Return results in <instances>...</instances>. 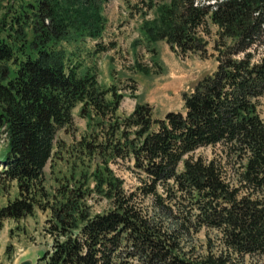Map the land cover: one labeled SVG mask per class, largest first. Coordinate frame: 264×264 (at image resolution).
<instances>
[{"label": "trees", "instance_id": "1", "mask_svg": "<svg viewBox=\"0 0 264 264\" xmlns=\"http://www.w3.org/2000/svg\"><path fill=\"white\" fill-rule=\"evenodd\" d=\"M106 1L21 0L0 15V129L7 139L0 179L17 187L16 197L0 207V220L20 219L36 206H48L51 243L42 257L45 264H124L129 258L143 264H227L218 256L180 257L173 235L123 195L110 171L106 194L113 206L105 211L91 213L81 189L60 184L55 193L47 191L44 166L56 153L58 131L72 126V109L81 104L82 115L112 119L99 152L132 160L131 169L147 183L145 194L162 200L157 187L172 185L193 197L196 220L220 229L226 246L264 256V120L256 109L257 98L264 95V54L254 59L252 53L264 46V0L155 3L147 35L166 39L172 49L203 55L206 42L200 31L208 30L207 21L218 27L215 70L183 93L184 112L170 111L161 119L153 117L145 101H137L128 115L116 116L120 95L103 88L95 72L81 69L74 53L63 47L101 36ZM79 143L89 152L98 150L95 144ZM217 143L245 157L239 181L263 199L237 197L215 160L193 153ZM102 185L98 179L96 188Z\"/></svg>", "mask_w": 264, "mask_h": 264}, {"label": "rangeland", "instance_id": "2", "mask_svg": "<svg viewBox=\"0 0 264 264\" xmlns=\"http://www.w3.org/2000/svg\"><path fill=\"white\" fill-rule=\"evenodd\" d=\"M20 1L0 0V15L10 5H20ZM155 3L158 0H108L101 7L104 18L101 36H87L63 45L74 53L73 61L79 63L81 69L92 70L103 88H113L120 95L115 113L119 117L131 113L137 101L147 102L157 119L170 111L184 112L183 93L191 91L196 82L213 72L217 65L214 44L218 27L210 21H207L208 30L199 34L206 42L203 55L194 51L183 53L178 48L172 49L166 39L149 37L147 29L156 16ZM252 53L254 59H259L264 54V46H255ZM256 103L257 112L264 120V95L258 97ZM81 108L82 105L77 104L72 109V126L58 131L56 153L44 166V186L50 194L55 193L60 184L68 189H81L85 191L83 201L91 213L105 211L113 206L106 194L105 177L110 171L123 195L131 196V203L144 216L173 235L174 252L180 257L202 260L218 256L226 259L227 264H264L261 254L234 251L224 244L220 229L199 224L195 217L198 210L189 194L177 191L172 185L167 190L157 187L162 200L155 201L153 195L145 194L147 183L142 180L143 175L131 169L132 160L122 156L114 158L109 151L102 155L99 152L98 146L107 136L105 125L112 119L83 116ZM79 141L95 144L98 150L89 152ZM6 143L0 129V155ZM193 153L204 160L214 159L222 178L230 190H236L237 197L263 199L261 192L244 187L239 181L245 163L242 154L222 143L199 147ZM181 167L182 163L179 169ZM98 179L103 184L99 189L96 188ZM16 195L15 182L0 179V207ZM49 218L48 206H36L32 214L20 219H1L0 264H20L26 259L31 264H45L42 257L51 243L46 230ZM123 263L143 264L133 258Z\"/></svg>", "mask_w": 264, "mask_h": 264}, {"label": "water", "instance_id": "3", "mask_svg": "<svg viewBox=\"0 0 264 264\" xmlns=\"http://www.w3.org/2000/svg\"><path fill=\"white\" fill-rule=\"evenodd\" d=\"M20 264H31L29 259L23 260Z\"/></svg>", "mask_w": 264, "mask_h": 264}]
</instances>
